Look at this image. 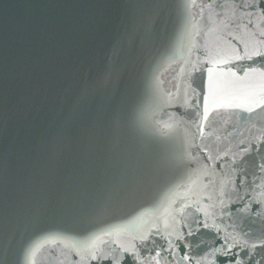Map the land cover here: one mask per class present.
<instances>
[{"label": "water", "instance_id": "95a60500", "mask_svg": "<svg viewBox=\"0 0 264 264\" xmlns=\"http://www.w3.org/2000/svg\"><path fill=\"white\" fill-rule=\"evenodd\" d=\"M0 264H264V0H0Z\"/></svg>", "mask_w": 264, "mask_h": 264}]
</instances>
